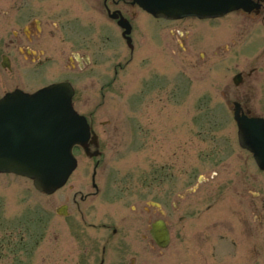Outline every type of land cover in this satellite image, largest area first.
<instances>
[{"label":"rangeland","instance_id":"rangeland-1","mask_svg":"<svg viewBox=\"0 0 264 264\" xmlns=\"http://www.w3.org/2000/svg\"><path fill=\"white\" fill-rule=\"evenodd\" d=\"M59 1L71 3L72 13L87 14L80 0ZM23 2L0 0V62L1 44L25 24ZM12 3L15 8L11 13ZM135 23L141 29L134 33V55L130 60L126 47L127 65L109 87L113 70L107 62L84 70H67L49 62L40 70L17 65L9 72L0 65V94L4 89L27 90L64 79L74 87L75 108L88 117L104 150L101 175L95 182L105 194L99 195L98 205L80 204L83 210L87 208L88 222L97 224L108 216L129 214L131 206L143 204L154 190L161 198L194 186L186 192L190 206L210 207L206 212L211 215L218 208L231 222V209L246 205L240 204V191L246 192L250 201L262 197L253 203L264 206V172L238 145L232 118L235 100L244 112L264 117V17L251 21L233 13L209 22L211 30L205 29L206 34L214 37L218 27V48L213 40L210 45L195 46L190 33L184 43L190 54L181 52L183 43L177 37L171 42L165 32L158 34L157 44L150 42V32L146 37L142 31L143 20ZM81 25L88 29L86 22ZM52 28L53 24H48L47 29ZM82 34L77 33L78 48L85 52ZM52 41L59 45L58 37ZM155 50L151 58L150 51ZM239 72L242 81L235 85L232 79ZM77 159L65 185L49 195L37 191L27 178L0 174V264H95L94 257L84 259L78 251L76 245L83 237L73 236L72 217L63 223L56 213L67 205L70 214L73 199L80 201L81 194L93 190V159L83 153ZM153 172L158 174L156 182H152ZM106 192L109 199L104 197ZM113 192L118 193L111 195ZM82 227L88 232L89 243L102 239L97 226ZM255 260V264H264V253Z\"/></svg>","mask_w":264,"mask_h":264},{"label":"flooded vegetation","instance_id":"flooded-vegetation-1","mask_svg":"<svg viewBox=\"0 0 264 264\" xmlns=\"http://www.w3.org/2000/svg\"><path fill=\"white\" fill-rule=\"evenodd\" d=\"M12 1L14 3L17 0ZM80 1L86 7L87 14L83 12L85 15L72 13L74 8L71 3L38 0V4H35L33 0H24L20 6L25 24L18 27L19 30L12 31V36L1 44L3 50L1 61L5 59L7 66L3 68L12 72L18 68L17 65H20L24 70L35 71L49 62H57L67 70H84L93 69L100 66L101 62H107L109 69L113 70L112 82H107L109 87L127 65L128 40L123 36L124 29L119 25L123 19L126 26L130 27L128 48L131 60L134 55V33L135 30L141 29V26L135 23L138 19L144 22L142 31L146 35L148 31L150 32V42L157 44L158 34L165 32L171 42L177 37L180 43H183L180 47L181 52L189 53L184 43L190 33L193 34L191 39L195 46L210 45L213 40L215 47L218 48V37H221L218 34V27L214 37L206 34L205 29L210 31L211 29L207 27L209 22L225 17L207 19L187 17L169 20L154 17L136 0ZM13 3L10 7L11 13L14 11ZM233 13L251 21L259 20L264 17V0H246V7H241ZM83 22L87 23V30L83 29L81 25ZM48 24H53V28L47 29ZM160 26L163 30H159ZM81 32L87 46L85 52H81L78 48L77 33ZM56 37L59 38V45L52 41ZM65 41L69 43L68 46H65ZM155 54L156 50L154 53L150 51L151 58ZM186 65L189 67L187 61ZM59 81H68V79ZM48 84L29 88L26 91L34 92ZM8 91L10 90L4 89L0 98ZM102 146L104 148L101 144ZM87 147L90 154L98 153L96 145L91 141ZM99 151L100 154L93 157V162L96 163L99 159V163L92 169V180L101 175L104 150L100 148V143ZM154 172L152 182H156L158 177L157 172ZM92 188L93 190L88 191L85 196L81 194L80 201L73 199L74 210L62 218L63 223H66L67 218L72 217L69 226L73 227V236L83 237L80 247L76 245L80 248L78 251L83 253L84 259L88 256L94 257L95 264H255V257L264 253V206H255L253 203L254 200H260L262 197H254L250 201L246 192L240 191V204L246 205L231 209L233 219L231 222L222 216L223 213L218 212V208L211 215L206 212L211 209L210 207L190 206L186 199V191L168 192L159 198L158 192L154 190L153 195L143 204L140 201L131 206L129 214L108 216L106 221L93 224L88 222V215L85 212L87 208L83 210L80 204L98 205L96 203L99 202V195L105 193L98 187L92 186ZM118 192H113L111 195ZM107 195L108 192L104 197L109 199ZM159 220H163L168 229L169 241L166 247L160 246L157 239L158 231L154 230V235L152 233L153 225ZM82 224L87 229H95L97 226V229L102 230V239L89 243L86 240L88 232ZM63 229V225H60V236L63 235ZM21 237L23 240V235Z\"/></svg>","mask_w":264,"mask_h":264},{"label":"water","instance_id":"water-1","mask_svg":"<svg viewBox=\"0 0 264 264\" xmlns=\"http://www.w3.org/2000/svg\"><path fill=\"white\" fill-rule=\"evenodd\" d=\"M138 1L154 15L171 18L186 15L217 16L238 7L233 5V0H165V4L161 0ZM128 32L129 30H126V33ZM233 80L238 84L240 75H236ZM63 89V85L58 84L42 89L33 96L17 90L12 93L9 97L13 98L16 113L23 110V103L35 97H45L52 107V113L42 119L43 126L39 124L38 118H27L29 129L25 130L26 134H16L15 143L0 142V172L28 176L33 179L34 186L45 193H52L65 183L76 166L71 154L72 146L76 143L85 145L90 134L85 119L72 109L70 97L66 96L60 100L54 97ZM237 111L238 108L235 109V118L239 125L240 144L250 149L264 167V128L254 130L252 127L255 125L243 120L245 118L238 117ZM23 120L25 119L16 117V122ZM18 131L17 129L15 133ZM93 139L96 142V137ZM154 230L158 231L159 244L166 246L168 232L163 222L154 224L153 234Z\"/></svg>","mask_w":264,"mask_h":264}]
</instances>
